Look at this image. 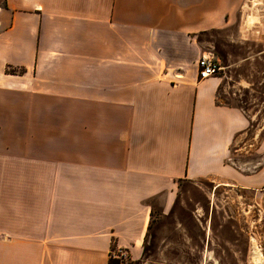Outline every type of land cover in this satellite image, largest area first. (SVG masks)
Masks as SVG:
<instances>
[{"label": "crops", "instance_id": "obj_1", "mask_svg": "<svg viewBox=\"0 0 264 264\" xmlns=\"http://www.w3.org/2000/svg\"><path fill=\"white\" fill-rule=\"evenodd\" d=\"M245 2L4 0L0 108L82 114L73 127L86 137L0 138V264L137 261L151 201L170 203L178 182L264 189V144L253 173L230 157L252 121L223 99L220 76L198 78L200 36L240 18ZM32 124L18 129L52 130Z\"/></svg>", "mask_w": 264, "mask_h": 264}, {"label": "rangeland", "instance_id": "obj_2", "mask_svg": "<svg viewBox=\"0 0 264 264\" xmlns=\"http://www.w3.org/2000/svg\"><path fill=\"white\" fill-rule=\"evenodd\" d=\"M255 4H261L262 9L254 10L258 27L253 28L254 23H246L251 15L244 17L245 10ZM242 9L241 17L233 18L226 28L204 33L199 39L203 54L212 51L223 68L217 74L223 79V99L235 102L252 121V128L233 144L230 157L234 155L253 173L258 170L255 156L264 144V0L254 4L246 0ZM9 20L4 0H0V31ZM51 107L40 108L41 112L48 110L44 115L29 114L26 106L13 103L0 108V122L10 125L0 130V138L17 139L34 132L37 136L86 137V129L73 127L81 122L82 114L55 113L56 108ZM20 122L49 123L52 130L18 129ZM259 163L264 167V161ZM3 165L0 160V251ZM172 193L170 203L166 204L163 195L151 201L152 219L141 258L132 261L126 254L116 252L110 264H264V189L185 180L178 182Z\"/></svg>", "mask_w": 264, "mask_h": 264}, {"label": "built area", "instance_id": "obj_3", "mask_svg": "<svg viewBox=\"0 0 264 264\" xmlns=\"http://www.w3.org/2000/svg\"><path fill=\"white\" fill-rule=\"evenodd\" d=\"M197 67L198 78L200 81L217 75L223 69L217 62L216 57L212 51H207L201 56L198 61Z\"/></svg>", "mask_w": 264, "mask_h": 264}, {"label": "bare ground", "instance_id": "obj_4", "mask_svg": "<svg viewBox=\"0 0 264 264\" xmlns=\"http://www.w3.org/2000/svg\"><path fill=\"white\" fill-rule=\"evenodd\" d=\"M256 5V4H255ZM257 6V5H256ZM255 10V9H254ZM254 12V11H253ZM252 12V14H250L251 15V19L249 18L247 21H246V23H247V25H251V23H256L257 22V20H258V18H257V16H255V14H256V12H254L253 13ZM257 15V14H256ZM257 258H259V257H256L255 258V260L257 259ZM260 260H261V258H259ZM257 261H258V259H257Z\"/></svg>", "mask_w": 264, "mask_h": 264}, {"label": "trees", "instance_id": "obj_5", "mask_svg": "<svg viewBox=\"0 0 264 264\" xmlns=\"http://www.w3.org/2000/svg\"><path fill=\"white\" fill-rule=\"evenodd\" d=\"M16 70H13V69H11V68H8V70H7V73H11V74H16ZM112 258H114L113 256L110 258V260H109V263L108 264H110L111 262H112Z\"/></svg>", "mask_w": 264, "mask_h": 264}]
</instances>
